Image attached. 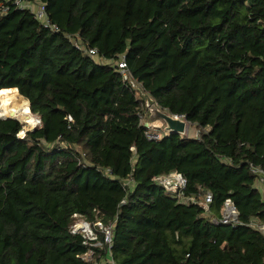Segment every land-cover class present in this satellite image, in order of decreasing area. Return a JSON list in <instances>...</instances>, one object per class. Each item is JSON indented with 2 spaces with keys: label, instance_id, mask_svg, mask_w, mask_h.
Here are the masks:
<instances>
[{
  "label": "trees",
  "instance_id": "1",
  "mask_svg": "<svg viewBox=\"0 0 264 264\" xmlns=\"http://www.w3.org/2000/svg\"><path fill=\"white\" fill-rule=\"evenodd\" d=\"M24 1L47 21L0 0V100L41 124L0 115V264H93L70 227L97 211L119 264H264V0ZM147 102L199 135L149 138ZM174 171L208 212L153 179ZM229 197L236 227L213 221Z\"/></svg>",
  "mask_w": 264,
  "mask_h": 264
},
{
  "label": "built area",
  "instance_id": "2",
  "mask_svg": "<svg viewBox=\"0 0 264 264\" xmlns=\"http://www.w3.org/2000/svg\"><path fill=\"white\" fill-rule=\"evenodd\" d=\"M15 4L23 8H31L39 20L47 21L43 3L34 4L24 0H15ZM75 45L90 56L97 58L96 48H86L85 45L78 42H75ZM116 64L118 65L119 71L124 76V79L130 80L134 86V80L130 75L125 58L119 62L117 61ZM145 125L148 128L147 136L149 138H160V134L153 131L150 123H145ZM252 171L256 175V186L259 188V186L264 185V169L253 167ZM153 179L159 182L168 192L177 196L180 201L197 204L207 212L210 210V204L213 201L212 192L206 191L203 194V199L196 196H186L184 194V189L187 185V179L182 173L174 171L168 174L155 176ZM73 218L74 221L71 224L70 231L73 234L81 235L83 244L86 246V250L78 256L86 262H93V264H119L113 258L114 223H106L103 221L99 216V211L96 212V216L93 220L88 219L80 213L73 214ZM213 221L217 224L230 225L231 227L242 224L238 207L232 198L229 197L225 199L221 215L217 218H213ZM251 225L264 234V224L252 222ZM103 248H105L106 251L104 255L99 252V250Z\"/></svg>",
  "mask_w": 264,
  "mask_h": 264
},
{
  "label": "bare ground",
  "instance_id": "3",
  "mask_svg": "<svg viewBox=\"0 0 264 264\" xmlns=\"http://www.w3.org/2000/svg\"><path fill=\"white\" fill-rule=\"evenodd\" d=\"M15 96L13 100L7 97H3L0 100V115L4 118L10 116L18 117L27 124L26 127L28 128L34 126L38 119L30 111L29 100L20 93H17Z\"/></svg>",
  "mask_w": 264,
  "mask_h": 264
},
{
  "label": "water",
  "instance_id": "4",
  "mask_svg": "<svg viewBox=\"0 0 264 264\" xmlns=\"http://www.w3.org/2000/svg\"><path fill=\"white\" fill-rule=\"evenodd\" d=\"M147 106H148V110L150 112V118L152 120L161 119L165 124V130L166 131L177 132L180 134H186L187 128H188V124H187L186 119H183L181 117H177L175 115H172V114L165 112L155 102H147ZM7 118H16L21 123H23V130H22V131H24L23 134L28 130L34 129V128H27L26 127L27 124L25 122H23L18 117L10 116Z\"/></svg>",
  "mask_w": 264,
  "mask_h": 264
},
{
  "label": "rangeland",
  "instance_id": "5",
  "mask_svg": "<svg viewBox=\"0 0 264 264\" xmlns=\"http://www.w3.org/2000/svg\"><path fill=\"white\" fill-rule=\"evenodd\" d=\"M40 2H36V4H39ZM134 82V86L136 87V88H140V85L139 84H137L135 81H133ZM18 93H19V91H18ZM16 97V96H15ZM15 97L14 98H12V99H10V100H13V99H15ZM3 98V96L1 97V99ZM10 103H12V102H10ZM36 116V118L38 119L37 121H36V123H35V125L34 126H32V127H29V128H35L37 125H40L41 124V120H40V118L37 116V115H35ZM24 122V121H23ZM163 121L161 120V119H156V120H154V121H152L151 123H150V126H152V128H153V130H156V132H159L160 134H162V135H164V134H166V133H169L168 131H166L165 130V126L163 127ZM188 124V128H187V132H186V135H188V136H193V137H197L198 135H199V131L197 130V128L196 127H194V126H192L190 123H187ZM28 128V127H27ZM259 191L262 193V195L264 196V185H261V186H259Z\"/></svg>",
  "mask_w": 264,
  "mask_h": 264
},
{
  "label": "crops",
  "instance_id": "6",
  "mask_svg": "<svg viewBox=\"0 0 264 264\" xmlns=\"http://www.w3.org/2000/svg\"><path fill=\"white\" fill-rule=\"evenodd\" d=\"M264 197V196H263Z\"/></svg>",
  "mask_w": 264,
  "mask_h": 264
}]
</instances>
